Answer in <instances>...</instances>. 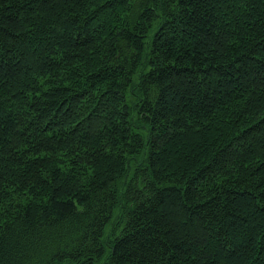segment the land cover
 Segmentation results:
<instances>
[{
    "label": "trees",
    "instance_id": "1",
    "mask_svg": "<svg viewBox=\"0 0 264 264\" xmlns=\"http://www.w3.org/2000/svg\"><path fill=\"white\" fill-rule=\"evenodd\" d=\"M0 264H264V0H0Z\"/></svg>",
    "mask_w": 264,
    "mask_h": 264
}]
</instances>
